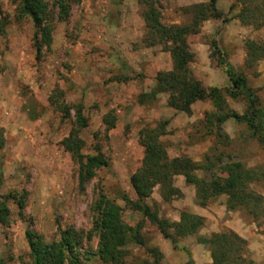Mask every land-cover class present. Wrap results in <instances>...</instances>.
<instances>
[{"label":"rangeland","instance_id":"1","mask_svg":"<svg viewBox=\"0 0 264 264\" xmlns=\"http://www.w3.org/2000/svg\"><path fill=\"white\" fill-rule=\"evenodd\" d=\"M44 1L48 8L53 7L54 0ZM209 1L160 0L159 22L163 26L188 25L191 8ZM66 4V19L59 21L53 15L51 42L36 55L32 23L18 17L14 0H0V195L15 194L23 202L22 209L12 201L7 203L9 219L0 224V264H30V234L49 243L59 241L60 233L67 230L79 236L73 253L79 264H108L92 255L97 243L92 220L100 198L121 209L123 223L140 225L144 245H128L126 263L149 261L145 251L155 248L160 264H212L209 247L200 240L226 232L243 242L232 255L233 264H264L263 143L253 137L244 122L232 119L221 125L226 138H217L215 130L210 131L212 134L204 130L203 114L213 111L207 99L195 101L189 113L169 107L166 93L138 103L140 95L155 87L157 74L171 70L172 62L161 38L153 46L144 45L143 7L136 0H68ZM244 7L253 17L244 19ZM215 8L225 22L201 21L197 33L186 36L191 54L187 68L196 81L204 74V63L224 78L223 68L242 75L264 108V76L259 80L264 75V55L253 62L245 56L250 44L264 45V0L251 4L215 0ZM198 49L206 50V57L198 58ZM218 52L224 58L222 63ZM204 82L208 83L206 77ZM228 86L226 79L223 88ZM55 102L70 108L68 119L62 118ZM225 102L227 110L243 116L247 104L243 95L226 97ZM78 104L86 120L79 133L81 154L99 153L106 162L81 186L78 165L61 146ZM202 104L208 109L199 116ZM158 124L164 126L165 135L159 141L168 159L184 158L199 164L205 154L216 150L221 164L239 162L258 172L257 181L248 184L247 190L260 196L262 203L254 209L249 206L228 211L225 197L218 196L200 206L193 186L182 176H174L171 186L177 192L165 197L159 187H154L146 205L167 224L176 223L181 212L203 221L186 237L175 236L173 227L167 226L170 238L164 239L156 225L130 211L121 200L122 195L134 199L129 177L143 156L138 133ZM260 134L264 140V132ZM213 171L224 176L221 165ZM194 174L198 179L208 176L200 171Z\"/></svg>","mask_w":264,"mask_h":264},{"label":"trees","instance_id":"2","mask_svg":"<svg viewBox=\"0 0 264 264\" xmlns=\"http://www.w3.org/2000/svg\"><path fill=\"white\" fill-rule=\"evenodd\" d=\"M16 12L19 18L26 17L33 26V47L36 55L41 47L48 48L51 42L53 15L59 21H64L68 13V0H54L53 7L48 8L44 0H14ZM78 2V0H70ZM143 7L141 19L144 28L142 41L145 46H153L157 38L165 43V51L169 53L172 68L165 73H158L155 78V87L147 94L138 97L141 104L145 97L154 99L158 94H167V105L183 113H189L190 106L199 99H207L213 111L203 114V128L211 133L215 130L216 137H225L221 132V125L229 119L244 122L247 129L258 142L264 145L260 132H264V108L260 107L255 93L247 87L242 75H234L229 69L223 68V73L228 80L227 88H207L200 86L187 68L191 60V54L187 50L186 36L197 33L199 23L207 19H221L224 16L215 8V0H210L207 5L199 4L191 8V21L188 25L163 26L159 22L157 4L160 0H136ZM253 0H238V2ZM248 7V6H247ZM247 7L242 10L244 19H250ZM232 7L230 6V9ZM247 10V11H246ZM55 12V13H54ZM240 15V20L241 19ZM264 22V21H263ZM212 50L216 51L214 42ZM218 51V50H217ZM264 55V45L261 47L250 44L245 53L246 59L253 62L255 58ZM220 63L224 58L218 52ZM249 63V62H248ZM238 93L247 101L243 116H238L233 111L227 110L225 98H235ZM52 104L54 102L52 101ZM56 104L63 119L69 118L70 108L63 104ZM68 136L61 141V146L78 165V185H83L92 176L95 170L106 165L101 154L84 156L81 154L83 141L79 133L86 127V120L82 115L81 105L73 108V121ZM113 126L112 121L109 122ZM211 131V132H210ZM212 134V133H211ZM165 135L164 126L158 124L153 128H143L138 133V144L143 149V156L139 167L130 175L129 185L134 199L125 195L121 196L124 205L132 212L137 213L142 219L156 225L164 239H169L168 227H173L174 235L186 237L195 233L202 219L198 216L181 212L176 223L167 224L157 217L155 210H150L145 200L149 198L154 187H159L165 197L175 194L177 191L172 184L174 176H182L185 183L194 188V197L197 205L204 206L208 200L218 196L225 197V209L228 211L236 208H256L262 203V198L247 190L248 184L257 181L258 172L247 169L239 162H225L221 164L220 154L211 150L205 154L201 163H195L184 158L168 159L165 148L159 138ZM2 140H0V147ZM221 165L224 173L219 177L213 171ZM200 171L207 178L198 179L195 172ZM264 175L263 172L260 173ZM12 201L18 209L23 208L21 198L15 194L0 195V224L4 225L9 219L7 203ZM254 207V208H253ZM95 216L92 227L97 235L96 250L92 255L108 264H160L161 256L157 249L148 248L146 254L150 260L125 262L128 255V245L143 246L140 235V225H127L122 222L121 209L112 201L100 198L95 204ZM168 226V227H167ZM167 227V228H166ZM79 236L67 230L60 233L59 241L45 243L39 236L30 234L28 237V257L30 264H79L73 255L75 245L79 242ZM209 247L212 264H233L232 255L243 242L234 234L222 232L212 235L209 239L200 240Z\"/></svg>","mask_w":264,"mask_h":264},{"label":"crops","instance_id":"3","mask_svg":"<svg viewBox=\"0 0 264 264\" xmlns=\"http://www.w3.org/2000/svg\"><path fill=\"white\" fill-rule=\"evenodd\" d=\"M206 57V50H199L198 49V58H203ZM205 59V58H204ZM204 67H202V70L204 71V74L202 75L201 79L199 78L198 81L201 82L202 87L206 88H223L226 86V77H222L221 73H217L216 70H213L210 66L207 64H203ZM193 75L195 76L196 74L194 73L193 70ZM264 75H261L259 80L263 78ZM206 77V80H208V83L205 84L204 79ZM204 78V79H203ZM203 79V80H202ZM201 110L198 112L199 116H201V113L208 109L207 104H202L201 105ZM193 109V107H192ZM191 116H195L194 112H191ZM198 116V117H199ZM179 176H176L175 178H178ZM180 178V177H179Z\"/></svg>","mask_w":264,"mask_h":264}]
</instances>
